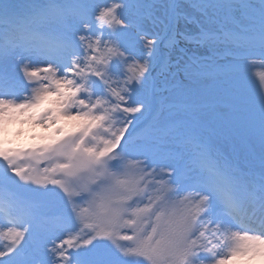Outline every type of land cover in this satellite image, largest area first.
Instances as JSON below:
<instances>
[{"label": "snow or ice", "instance_id": "snow-or-ice-1", "mask_svg": "<svg viewBox=\"0 0 264 264\" xmlns=\"http://www.w3.org/2000/svg\"><path fill=\"white\" fill-rule=\"evenodd\" d=\"M257 60L264 0H0V264L264 260Z\"/></svg>", "mask_w": 264, "mask_h": 264}, {"label": "rangeland", "instance_id": "rangeland-1", "mask_svg": "<svg viewBox=\"0 0 264 264\" xmlns=\"http://www.w3.org/2000/svg\"><path fill=\"white\" fill-rule=\"evenodd\" d=\"M262 74H264V65L259 60L256 61L253 67L245 69L248 87L253 91L264 87V80L260 79ZM29 126L19 128L20 131L17 130L14 134L8 135L7 138L3 137L8 141L6 146L23 148L37 144L40 141L41 134L45 133L46 130L41 129L39 126ZM262 263L264 264V261Z\"/></svg>", "mask_w": 264, "mask_h": 264}, {"label": "bare ground", "instance_id": "bare-ground-1", "mask_svg": "<svg viewBox=\"0 0 264 264\" xmlns=\"http://www.w3.org/2000/svg\"><path fill=\"white\" fill-rule=\"evenodd\" d=\"M30 124H28L27 122L21 124L19 122H15V123H10L7 127V131L6 133H3V134H0L2 135L3 137L7 138L8 135L10 134H14L19 128L25 126V127H28ZM32 126V125H30ZM29 126V127H30ZM264 260H261V259H254L252 261H249L248 264H263ZM233 264H243V262H240V261H236V262H233Z\"/></svg>", "mask_w": 264, "mask_h": 264}]
</instances>
